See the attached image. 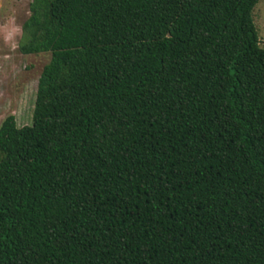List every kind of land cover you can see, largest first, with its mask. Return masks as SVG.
Instances as JSON below:
<instances>
[{"label": "trees", "instance_id": "obj_1", "mask_svg": "<svg viewBox=\"0 0 264 264\" xmlns=\"http://www.w3.org/2000/svg\"><path fill=\"white\" fill-rule=\"evenodd\" d=\"M259 0H30L49 53L0 122V264H264Z\"/></svg>", "mask_w": 264, "mask_h": 264}, {"label": "rangeland", "instance_id": "obj_2", "mask_svg": "<svg viewBox=\"0 0 264 264\" xmlns=\"http://www.w3.org/2000/svg\"><path fill=\"white\" fill-rule=\"evenodd\" d=\"M29 2L0 0V122L12 114L19 127L31 124L38 77L50 58L49 53L22 54L18 50ZM252 20L264 48V0L254 6Z\"/></svg>", "mask_w": 264, "mask_h": 264}]
</instances>
